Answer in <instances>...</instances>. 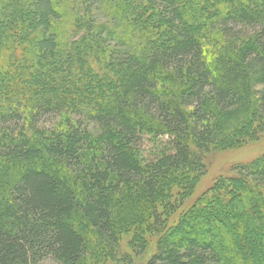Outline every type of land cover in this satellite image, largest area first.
I'll list each match as a JSON object with an SVG mask.
<instances>
[{"label": "trees", "instance_id": "trees-1", "mask_svg": "<svg viewBox=\"0 0 264 264\" xmlns=\"http://www.w3.org/2000/svg\"><path fill=\"white\" fill-rule=\"evenodd\" d=\"M263 133L264 0H0V264H264Z\"/></svg>", "mask_w": 264, "mask_h": 264}, {"label": "rangeland", "instance_id": "rangeland-1", "mask_svg": "<svg viewBox=\"0 0 264 264\" xmlns=\"http://www.w3.org/2000/svg\"><path fill=\"white\" fill-rule=\"evenodd\" d=\"M43 124L47 127L53 125L54 123H59L60 118L56 116H48L44 118ZM264 155V133L260 138V141L249 147H245L243 149H238L222 154H212L206 160L207 168V175L204 179L200 182L197 190H196V197L203 194L207 189L212 187L215 180L220 176H226L230 173V169L235 164H246L251 162L252 160L261 157ZM152 255V254H151ZM150 254L142 255L135 259L134 264H148ZM52 264V263H47Z\"/></svg>", "mask_w": 264, "mask_h": 264}]
</instances>
